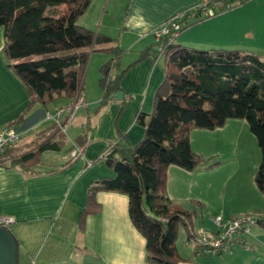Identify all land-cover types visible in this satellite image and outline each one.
<instances>
[{
    "label": "trees",
    "instance_id": "obj_1",
    "mask_svg": "<svg viewBox=\"0 0 264 264\" xmlns=\"http://www.w3.org/2000/svg\"><path fill=\"white\" fill-rule=\"evenodd\" d=\"M89 4L90 0H0L1 57L28 97L25 109L6 126H19L34 104L44 107L56 98L74 103L82 91L81 77L89 55H109L98 68L100 98L85 112L81 133L73 142L68 143L65 132L53 124L28 143L7 148L0 156L1 166L31 174L44 152L69 155L74 147L82 151L90 117L119 92L125 72L148 57L157 58L153 44L141 50L129 66L119 69L124 52L116 39L75 24ZM199 17L197 13L194 19H186L181 32L212 16ZM173 41L168 36L161 41L164 76L154 93L150 114L138 111L133 118L143 129L142 138L129 145L120 136L107 146L99 159L113 176L88 184L78 220L82 229L84 219L99 210L95 193L125 196L129 222L144 240L146 264H184L175 247V225L182 227L188 239L194 212L168 200L165 173L169 166L193 172L204 162L190 149L191 129L212 131L227 120L244 121L260 152L253 182L264 196V58L238 49H197ZM75 158L70 157L65 165ZM258 225L264 231V225Z\"/></svg>",
    "mask_w": 264,
    "mask_h": 264
},
{
    "label": "crops",
    "instance_id": "obj_2",
    "mask_svg": "<svg viewBox=\"0 0 264 264\" xmlns=\"http://www.w3.org/2000/svg\"><path fill=\"white\" fill-rule=\"evenodd\" d=\"M198 3L199 0H127L120 21L119 31L122 34H117L115 43L117 46V43L124 44L125 48L141 43L143 50L153 45L150 33L154 28L177 12L191 9ZM88 26L85 23L81 25L90 29ZM100 34L111 37L106 31ZM174 40L175 44L186 47L238 49L264 58V0H246L241 5L216 12L212 17L185 29ZM2 46L0 29V51ZM98 53L97 56H89L87 68L92 60H97L98 70L109 59L107 53ZM137 56L122 69L133 63ZM164 69L163 55L155 60L148 57L130 67L119 83L121 99L113 100L111 96L107 105L90 117V128L81 156L68 165L65 163L70 156L61 151L42 153L34 167L35 172L31 174L0 165V216L13 219L8 231L18 246V264H146L143 260L144 240L129 222L125 196L95 193L99 210L84 219L82 229H79L78 220L85 204L88 184L113 176L99 159L107 146L120 136L129 145L142 138L143 129L133 122V118L138 111L150 114L153 96L163 80ZM87 94H80L83 103L76 110L78 130L72 142L81 133L85 112L89 113L95 107L101 92L97 90L91 96ZM27 104L24 88L5 68L0 53V130ZM71 104L72 101L66 98H56L44 107L34 104L19 125L23 134L17 145L28 143L35 134L53 125L43 119L44 113L60 111L59 122L69 125L75 118L73 113L71 120L65 122ZM224 125L238 126L232 120L225 121ZM250 143L253 145V141ZM44 159L46 162H42ZM220 174L218 169L186 172L169 166L166 170L165 194L173 205L187 211L192 206L191 200H195L206 206L205 216L209 217L206 222L202 221L206 226L192 227V233L198 230L215 231L209 220L219 215L222 219L247 214L264 217V196L250 181L243 183L236 174H229L223 179ZM221 187L228 188L227 194L231 196L227 212L217 207L215 210L209 208L210 204H215L213 200ZM183 236L184 248L176 250L184 264H264V231L261 226L251 228L242 245H234L228 253L217 256L198 255L185 245L184 230Z\"/></svg>",
    "mask_w": 264,
    "mask_h": 264
},
{
    "label": "rangeland",
    "instance_id": "obj_3",
    "mask_svg": "<svg viewBox=\"0 0 264 264\" xmlns=\"http://www.w3.org/2000/svg\"><path fill=\"white\" fill-rule=\"evenodd\" d=\"M126 3L127 0H93L92 3L90 0L87 11L81 17H78L76 19L75 24L81 26L85 23V25H89L88 27H91L90 29H87L91 30L92 32L103 33L104 31H106L107 33H109L111 38H116L117 34L119 32H122L119 31V28ZM93 23H95L94 26H92ZM174 41L172 42L173 44H175ZM117 44H119L118 46H120L123 51L125 50L119 62L120 69L134 60L138 52L143 48V44L141 43H137L132 48H125L126 46L121 43ZM176 45L178 44L176 43ZM97 54L99 53L94 52L89 56L92 55L94 57L97 56ZM96 61L97 60H92L88 68V60L86 62L81 77L82 91L80 94L88 93L91 96L95 94L97 90L100 93V89L97 85L98 70L96 67ZM74 114L75 118L69 125L65 126V137L68 143L71 141L72 137L77 134L78 130L79 119H76L78 116V111H75ZM232 121L238 124L236 128H233V125H227L226 127L225 125H223L221 128H217L212 131L200 129L190 130L188 135L190 149L194 154L200 156L204 160L202 165L197 167L195 170L210 171L213 169H218V171L221 172L220 176L223 179H226L229 174H236L237 177H239V180H241L243 183L248 180L254 187L255 185L253 182V177L259 165L258 163L260 162V152L254 141V137L248 132V128L246 124H244L245 122L242 120L234 119ZM69 126H71V128ZM247 132L249 134H247ZM249 138L250 140H248ZM249 141H253L254 146L251 143L249 144ZM42 162H46L45 159ZM227 189L228 188L221 187L216 192V196L213 200V203L215 204H210L209 206L211 210H215V208L217 207L218 209H223L224 212L228 211V203L231 200V196L227 194ZM191 205V208L187 211L194 212L192 227L198 228L202 225L206 226V224H202V221L206 222L209 217L205 216L204 211L206 209V206H204L201 202L195 200H191ZM254 215L261 216L260 214ZM219 216L222 217L221 215ZM175 228V247L176 249H180L181 247H183L184 241L183 230L178 223H176Z\"/></svg>",
    "mask_w": 264,
    "mask_h": 264
},
{
    "label": "built area",
    "instance_id": "obj_4",
    "mask_svg": "<svg viewBox=\"0 0 264 264\" xmlns=\"http://www.w3.org/2000/svg\"><path fill=\"white\" fill-rule=\"evenodd\" d=\"M243 1L199 0L197 6L177 12L161 25L154 28L150 33L158 56L162 54V39L168 36L171 41L174 40L181 33L182 28L185 27L186 19H194L197 13L200 14L199 19L207 18L213 16L216 12L235 7ZM212 10L214 12H211ZM82 103V97H77L74 103L67 109L65 122L71 120L73 113ZM59 116L60 111H56L53 114L44 113L43 119L52 122V124L56 125L64 133L65 127H61L63 123L61 124L59 122ZM22 134L23 129L19 126H6L0 130V156L7 148L18 144ZM69 156L71 158L79 157L81 156V151L74 147ZM210 222L214 226L215 231L198 230L192 233L185 241V245L190 246L198 255L204 257L226 254L234 245H242L244 236L249 234L251 228L257 226L259 223L264 225V218L259 215L247 214L229 219L215 217L211 218ZM12 223L13 219L11 217L0 216V228L8 230V226Z\"/></svg>",
    "mask_w": 264,
    "mask_h": 264
},
{
    "label": "water",
    "instance_id": "obj_5",
    "mask_svg": "<svg viewBox=\"0 0 264 264\" xmlns=\"http://www.w3.org/2000/svg\"><path fill=\"white\" fill-rule=\"evenodd\" d=\"M113 100H120L121 94L116 92ZM0 264H17V249L13 236L9 231L0 228Z\"/></svg>",
    "mask_w": 264,
    "mask_h": 264
}]
</instances>
